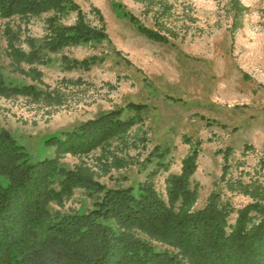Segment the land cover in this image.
Masks as SVG:
<instances>
[{
  "label": "rangeland",
  "instance_id": "obj_1",
  "mask_svg": "<svg viewBox=\"0 0 264 264\" xmlns=\"http://www.w3.org/2000/svg\"><path fill=\"white\" fill-rule=\"evenodd\" d=\"M85 20L99 25L101 14L107 40L70 44L51 53L48 64H32L40 82L13 71L4 53L2 29L9 22L21 39L38 42L46 32V17L57 14L59 23L69 24L76 12L47 11L21 18L0 17V72L9 81L48 85L62 96L58 104L30 97L0 96V128H6L24 145L33 160L52 156L46 138L61 130L129 102L145 104L141 123L128 129V142L110 139L86 153H64L60 162L68 167L89 166L96 178L109 187L136 186L154 169L146 160L155 147L168 148L166 170L150 177L165 197V178L180 171L182 158L192 142L199 141L198 183L193 208L202 207L212 191L220 192L236 210L251 199L230 191L220 181L223 153L230 147L226 178L258 180L264 185V0H73ZM144 25L167 36L169 42L151 40L121 16L115 2ZM239 11L238 26H233ZM21 46L27 49L25 43ZM104 54L103 61L89 68H65L62 57L81 59ZM27 68L26 65H24ZM126 110L124 115L131 114ZM189 138V141L186 139ZM5 180V179H3ZM99 194L76 188L51 211H86ZM236 212L229 216L233 223ZM157 249L171 247L152 241Z\"/></svg>",
  "mask_w": 264,
  "mask_h": 264
},
{
  "label": "trees",
  "instance_id": "obj_2",
  "mask_svg": "<svg viewBox=\"0 0 264 264\" xmlns=\"http://www.w3.org/2000/svg\"><path fill=\"white\" fill-rule=\"evenodd\" d=\"M114 6L140 34L169 42L166 35L144 25L119 2ZM66 9L76 12L75 20L62 24L57 14L46 17V32L38 42L32 36L21 39L9 22L4 24V53L13 71L40 82L41 72L32 64L50 63L51 53L66 45L100 42L108 37L99 11L95 10L100 24L91 25L73 0H0L2 18ZM237 14L240 16L239 11L235 27L240 19ZM104 57L93 54L61 59L65 68L86 69ZM16 95L47 104H58L62 98L48 85L20 83L17 77L6 81L0 72V96ZM144 108L145 104L129 102L61 130L44 141L54 154L36 160L8 129L0 128V264H264V185L258 180L226 178L230 147L220 150V181L228 190L251 199L236 210L217 191L208 195L202 207L193 208L198 183L191 176L197 167L199 141L192 142L180 171L166 176L165 197L150 177L160 168L167 169L168 148L155 146L149 152L146 160L155 168L136 186L109 187L89 166L78 163L68 167L60 162L64 153H86L110 139L126 145L128 129L142 122L140 112ZM126 110L132 113L125 116ZM76 188L99 194L91 208L66 213L49 209L51 202L60 204ZM233 211L236 217L229 223ZM152 241L172 250L157 249Z\"/></svg>",
  "mask_w": 264,
  "mask_h": 264
}]
</instances>
